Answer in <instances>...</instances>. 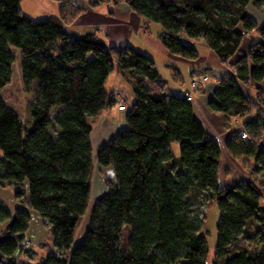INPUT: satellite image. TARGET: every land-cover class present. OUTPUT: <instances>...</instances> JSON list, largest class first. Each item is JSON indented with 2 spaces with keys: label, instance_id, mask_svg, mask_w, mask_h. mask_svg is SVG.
<instances>
[{
  "label": "trees",
  "instance_id": "16d2710c",
  "mask_svg": "<svg viewBox=\"0 0 264 264\" xmlns=\"http://www.w3.org/2000/svg\"><path fill=\"white\" fill-rule=\"evenodd\" d=\"M22 1L0 0V184L15 187L24 205L12 212L0 204V264H19L31 211L53 239L41 264H209L208 203L220 213L213 264H264V192L254 180L220 185L221 145L196 118L193 101L152 89L149 82L160 83L161 74L135 46L110 47L99 30L69 35L85 12L74 0H53L58 13L42 20L28 17ZM91 1L124 3L145 24H159L172 56L196 62L197 43L205 42L234 71L217 79L208 107L237 122L229 153L264 173V25L249 12L264 14V0ZM248 37L254 42L243 51ZM17 53L33 96L32 128L1 94L12 83ZM116 69L134 101L128 106L126 99L127 128L94 157V120L117 106V94L106 88ZM253 86L256 94L248 92ZM96 163L112 168L115 180L91 207ZM255 241L257 250L246 244Z\"/></svg>",
  "mask_w": 264,
  "mask_h": 264
},
{
  "label": "rangeland",
  "instance_id": "374dc122",
  "mask_svg": "<svg viewBox=\"0 0 264 264\" xmlns=\"http://www.w3.org/2000/svg\"><path fill=\"white\" fill-rule=\"evenodd\" d=\"M74 3L78 8L84 10V13L89 11H97L102 13L100 16L93 17L92 15L88 16V18H84V23L86 25L93 26L92 29L99 30L103 34L108 32L110 36L113 38H117L119 40L124 37H129L130 44L135 46L138 50L150 53L153 56H156L157 60V68L160 70L162 76H166V72L168 71L167 64H170V60L166 59V55L163 52V49L158 45L160 44L159 38L163 33V29L159 24L149 23L145 24V22L135 14H132L128 6L124 3L119 4L118 6H113L112 4H104L99 7H95L94 1L91 0H74ZM21 7L24 13L34 19V20H42L46 19L50 16L56 15L58 13V5L53 0H23L21 3ZM249 12L256 18L259 24L264 25V14L256 11L253 7L250 8ZM82 16V15H81ZM80 16V17H81ZM79 19V18H78ZM78 19L77 23H81ZM76 23V22H75ZM75 25V24H74ZM257 35V34H256ZM109 36V37H110ZM107 45H110V41L105 38ZM254 39L252 37H248L246 43L244 45L243 51H248L252 46ZM161 45V44H160ZM199 47L202 58H207V63H184L178 64L180 68L181 74L184 78V86H191V82L193 80H197L202 78L203 76H208L210 81L207 84L208 88H211L217 81L216 78L223 77L225 74H233L234 71L226 66L223 68H219V59L216 54L211 51L205 44V42L201 41L197 43ZM162 47V46H161ZM17 62L14 65V76L12 83L6 87L4 90H1V94L5 100V102L17 112L23 123L26 127H33V116L31 112V106L33 104V96L27 93L23 76H22V68H21V56L16 55ZM221 65V64H220ZM168 76V75H167ZM166 76V80L170 78ZM124 78V77H123ZM120 80L117 74H112L110 79L108 80V87L113 85V80ZM172 82V78L169 80L168 85ZM125 80L121 82L122 94L128 101V106H130L134 101V94L131 88V85H128ZM185 90L181 91V94L184 93ZM249 93L256 94L255 87H250L248 90ZM196 92L193 91V94ZM180 94V92H178ZM194 96H198L200 98L199 93H196ZM122 104L121 106H123ZM117 107V106H116ZM198 114V113H197ZM256 112L251 114V120L255 121ZM124 118V127L127 128V120H126V112L123 113ZM199 115V120L202 124L206 121L203 116ZM100 117V114L97 116ZM250 117V118H251ZM97 120V118H96ZM94 121V126H96L97 122ZM205 120V121H204ZM232 122H236L233 120ZM237 123V122H236ZM208 124V123H207ZM176 146H175V145ZM172 144L171 148L176 156H179V145L177 143ZM223 148L227 149L226 143L221 145ZM228 150V149H227ZM227 150H222V170L219 176V183L229 185L238 184V178L241 177V174L238 173L239 168L243 169V173L246 175L252 176V179L260 186V188L264 192V173H257L255 168L252 166L253 160H246V162H242L239 159H235L231 154V156L227 153ZM95 153V151H94ZM230 156V158L227 156ZM1 155V151H0ZM96 157V156H94ZM228 158V159H227ZM229 159H232L229 160ZM240 167H239V165ZM231 167V171L235 174L226 178V167ZM111 171L114 172L112 168ZM109 170H101L98 164H95L94 173H93V187H92V195H91V206L94 205V197L95 192L100 191V185L105 184L108 181H114L115 176L113 173H108ZM223 178V179H222ZM226 178V179H225ZM241 180V179H240ZM232 187V186H229ZM23 188L26 191L25 200L29 196V187L28 184L25 183ZM94 189V192H93ZM16 188L15 187H3L0 184V204L6 205L12 212L15 211L16 208L24 206L22 203H19L16 198ZM264 204V202H263ZM90 211V210H89ZM205 212V223H204V231L208 239L209 244V264H213L214 257L216 253V245H217V224L219 222L220 213L216 205H212L208 203L207 208H203ZM88 212L87 215H89ZM32 220L30 223V227L26 233V243H25V251L19 255V264H41L42 260L45 258L47 253L53 248V239L51 236V231L45 225V222L42 218L34 211H31ZM87 217L83 219V222L80 227L83 229L87 224ZM5 231V226L2 225L0 227V232ZM251 249L257 250L261 247L260 241L255 242H247L246 243Z\"/></svg>",
  "mask_w": 264,
  "mask_h": 264
},
{
  "label": "crops",
  "instance_id": "0c3cea01",
  "mask_svg": "<svg viewBox=\"0 0 264 264\" xmlns=\"http://www.w3.org/2000/svg\"><path fill=\"white\" fill-rule=\"evenodd\" d=\"M101 14L102 13L94 11V10L89 11L87 13H84L78 19V21L80 20L81 23H77V21H76L75 25L68 28L66 30V32L73 37H80L87 32L94 31V29H92L93 26L86 25V22L84 23V18H88V16H90V15H92L93 17L100 16ZM132 14H134V13H132ZM100 35L104 39L107 37V39L110 41V45H109L110 47H124V46H127L130 44V40H129L130 38L129 37L128 38L124 37L123 39L119 38V40H118L117 38L116 39L113 38L112 35L110 36V34L108 32H106L104 34L102 32H100ZM159 42H160V40H159ZM160 44H161V42H160ZM160 44L158 46L163 49V52L166 55V59H169L171 61L170 64H167L168 71L166 72L165 75L166 76L168 75L167 77H169V75L170 76L172 75V76L170 78H168V80H166V76L163 77L160 70L157 68L161 74L162 81L160 83L149 82V86L152 89L153 88L156 89V91L162 89L163 91L168 92V94H175L178 96H184V95L188 94L190 92V86L189 87L184 86V78L181 74V71H180V68L178 67V64H181V62L190 63L191 61H187V60H184L182 58L170 55L165 50V48L162 46V44L161 45ZM146 54L151 56L155 60L156 65H157V60L155 59L156 56H153L150 53H146ZM197 62L198 63H207L208 60H207V58H202V56H201V58L194 63H197ZM218 66H219V68H223V67H226L227 65H224L219 61ZM113 74H117L118 77L120 78V80L118 81V80L114 79L113 85L111 87H108V81H107L106 88L109 91H113L115 94L120 93V92L122 93L123 91L121 89V82L123 80H125L127 82V80L125 78H123V76L121 75V73L118 69H116ZM110 77H109V79H110ZM221 77H220V79H221ZM171 78H172V82L170 83V86H169L168 82ZM217 79L218 78H216V81H217ZM216 84H217V82L211 88H208L206 86L202 91L196 92V93H199L200 98H198V96L197 97L194 96L196 93L193 94V104H194L196 118L199 120L198 114H200L201 116L204 117V119H206V121L204 120L205 121L204 124H202L201 121L199 120V122L205 128L206 132L212 138L216 139L220 143V145H223L224 143L227 144L232 133L235 130L237 131L238 127L236 125V122L228 121L224 115L219 114V113H214L213 111H211L209 109L208 102L213 98L214 89L217 87ZM182 90H185V91H184V93L181 94ZM178 92H180V94H178ZM124 112L125 111L120 112L116 106H113L112 108H105L103 111H101L100 117H97V120L95 119L97 124H96V126H94L92 136H91L92 146H93V155L94 156H97L99 154L100 150L102 149V147L107 142H109L113 137H115L123 128H125L124 127L125 121L123 120V118H124L123 113ZM222 150L224 151L227 149H225L221 146V152H222ZM94 151H95V153H94ZM227 153L230 155L228 150H227ZM228 154H227V156H228ZM230 156H228V157L230 158ZM229 160L232 161V159H229ZM242 160L243 159H241L240 161H242ZM222 162L223 161H222V156H221V166H222ZM242 162H244V160ZM252 166L255 168L254 162L252 163ZM239 167H240V165H239ZM100 168H101V170H109L108 173H113V175L115 176V173L113 171H111L110 168H106V169L102 168V167H100ZM226 168H227L225 170L226 178L231 176V173H232V175L235 174V172L233 173L231 171V169H230L231 167L230 168L226 167ZM221 170H222V168H221ZM238 173L241 174V177L238 178L239 183L242 181L253 180L252 176L247 175V174L245 175L243 173V169L241 167L239 168ZM226 184H222V186L223 187L233 186V185L226 186ZM106 191H107V186L105 184H102V186L100 185V191L95 192L94 201H96ZM93 192H94V189H93ZM87 219H88V217H87ZM86 229L87 228L85 225V227H83V229H81V231H79L77 239H76V243H78L82 240V238L85 235Z\"/></svg>",
  "mask_w": 264,
  "mask_h": 264
},
{
  "label": "built area",
  "instance_id": "2783aa9c",
  "mask_svg": "<svg viewBox=\"0 0 264 264\" xmlns=\"http://www.w3.org/2000/svg\"><path fill=\"white\" fill-rule=\"evenodd\" d=\"M209 81H210V79H209L208 76H203L200 79L193 80L191 82V90H192V92L193 91H195V92L202 91L207 86ZM186 99L188 101H193V94L192 93L186 94ZM116 101H117L118 110L120 112L126 111V98L122 94H118L117 95ZM122 104H124V105L121 106ZM241 137H242V139H248L247 132H243Z\"/></svg>",
  "mask_w": 264,
  "mask_h": 264
}]
</instances>
